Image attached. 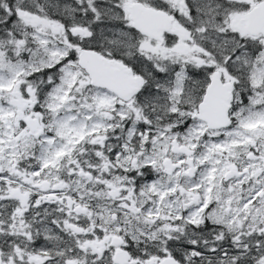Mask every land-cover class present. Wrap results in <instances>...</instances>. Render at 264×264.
I'll return each instance as SVG.
<instances>
[{
	"label": "snow or ice",
	"instance_id": "snow-or-ice-1",
	"mask_svg": "<svg viewBox=\"0 0 264 264\" xmlns=\"http://www.w3.org/2000/svg\"><path fill=\"white\" fill-rule=\"evenodd\" d=\"M0 264H264V0H0Z\"/></svg>",
	"mask_w": 264,
	"mask_h": 264
}]
</instances>
